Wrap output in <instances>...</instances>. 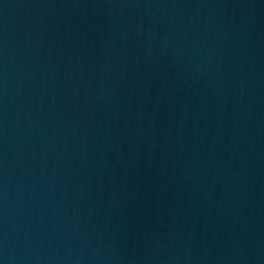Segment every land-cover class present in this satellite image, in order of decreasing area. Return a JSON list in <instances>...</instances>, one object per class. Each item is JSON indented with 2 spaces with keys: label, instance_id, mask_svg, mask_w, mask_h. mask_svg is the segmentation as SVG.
Instances as JSON below:
<instances>
[{
  "label": "water",
  "instance_id": "water-1",
  "mask_svg": "<svg viewBox=\"0 0 264 264\" xmlns=\"http://www.w3.org/2000/svg\"><path fill=\"white\" fill-rule=\"evenodd\" d=\"M0 264H264V0H0Z\"/></svg>",
  "mask_w": 264,
  "mask_h": 264
}]
</instances>
